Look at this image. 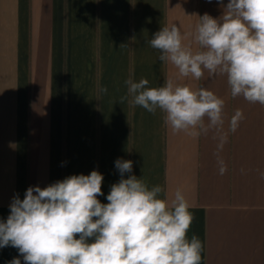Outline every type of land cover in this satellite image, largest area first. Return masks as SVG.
Returning a JSON list of instances; mask_svg holds the SVG:
<instances>
[{"label":"crops","instance_id":"0c3cea01","mask_svg":"<svg viewBox=\"0 0 264 264\" xmlns=\"http://www.w3.org/2000/svg\"><path fill=\"white\" fill-rule=\"evenodd\" d=\"M205 13L218 18L222 9L216 0H0V220L28 187L92 170L104 176L98 199L107 203L120 158L169 200L183 190L195 215L188 236L204 245L202 264H264V106L233 98L225 76L181 81L225 101L221 175L214 130L173 134L161 112L131 105V96L119 103L126 80L159 87L177 78L148 41L176 24L195 50ZM237 109L245 118L232 133ZM18 256L11 246L0 249V264Z\"/></svg>","mask_w":264,"mask_h":264},{"label":"clouds","instance_id":"9594fccd","mask_svg":"<svg viewBox=\"0 0 264 264\" xmlns=\"http://www.w3.org/2000/svg\"><path fill=\"white\" fill-rule=\"evenodd\" d=\"M216 2L221 16H198L195 50L184 43L176 24L160 28L148 41L160 52V61L178 70L177 78L159 87H149L145 78L126 80L128 95L119 103L131 96V105L153 115L161 112L173 134L199 138L214 130L223 175L227 166L219 153L228 140L223 131L225 101L181 81H199L205 72L225 76L233 98L264 106V0ZM244 118L237 109L229 130L235 133ZM115 168L120 179L111 185L107 203L98 199L104 195V176L98 170L45 187L30 186L23 199L14 195L10 214L0 220V249L11 246L19 253L8 264H21L19 257L24 264H202L204 245L198 236H188L195 215L183 190L177 189L169 200L160 185L149 187L131 174L133 161L118 158Z\"/></svg>","mask_w":264,"mask_h":264}]
</instances>
